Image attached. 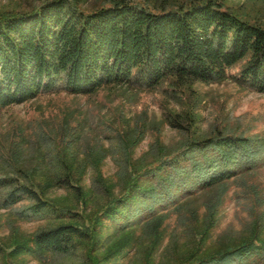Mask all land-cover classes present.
I'll use <instances>...</instances> for the list:
<instances>
[{"label":"trees","instance_id":"obj_1","mask_svg":"<svg viewBox=\"0 0 264 264\" xmlns=\"http://www.w3.org/2000/svg\"><path fill=\"white\" fill-rule=\"evenodd\" d=\"M87 1L32 0L27 8L0 12V109L59 91L90 95L109 85L150 90L168 79H231L264 94V25L243 18L228 0H103L88 8L83 5ZM236 67L238 72L229 74ZM169 123L187 130L176 118ZM261 157L264 143L244 135L216 132L190 138L148 166L129 169L124 193L92 219L83 209L47 198V187L24 174L2 173L1 208L20 219L53 218L57 223L20 248L0 243V253L76 257L83 246L98 243L100 218L124 228L145 213L147 224L169 207L180 210L181 200L253 172ZM72 177L63 172L48 184L72 192L83 208L82 188ZM96 187L107 192L103 184ZM240 242L189 264H264V239ZM83 253L93 260L90 252Z\"/></svg>","mask_w":264,"mask_h":264},{"label":"rangeland","instance_id":"obj_2","mask_svg":"<svg viewBox=\"0 0 264 264\" xmlns=\"http://www.w3.org/2000/svg\"><path fill=\"white\" fill-rule=\"evenodd\" d=\"M30 1L0 0V12L27 8ZM102 1L83 5L93 7ZM160 1L181 0L156 2ZM227 5L248 21L264 25V0H228ZM237 72L238 67L229 70ZM171 118L187 130L170 125ZM216 132L264 143V94L231 79L214 83L168 79L150 90L109 85L90 95L41 94L0 109V174L20 172L47 187V198L83 209L92 219L111 198L124 193L129 169L138 171L186 140ZM63 172L82 188L83 208L72 192L48 184ZM97 183L107 192L97 189ZM169 208L147 224L145 213L131 218L124 228L118 221L100 218L98 243L83 246L76 257L0 253V264H189L231 243L254 236L264 239V157L253 172L181 200L178 211ZM56 223L53 218L20 219L13 210L0 207V243L20 248Z\"/></svg>","mask_w":264,"mask_h":264}]
</instances>
